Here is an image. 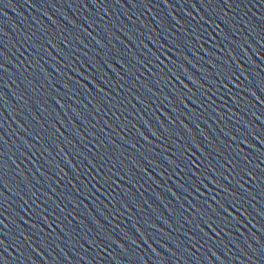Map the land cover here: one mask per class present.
I'll return each mask as SVG.
<instances>
[{
	"label": "water",
	"instance_id": "water-1",
	"mask_svg": "<svg viewBox=\"0 0 264 264\" xmlns=\"http://www.w3.org/2000/svg\"><path fill=\"white\" fill-rule=\"evenodd\" d=\"M0 264H22L0 230Z\"/></svg>",
	"mask_w": 264,
	"mask_h": 264
}]
</instances>
